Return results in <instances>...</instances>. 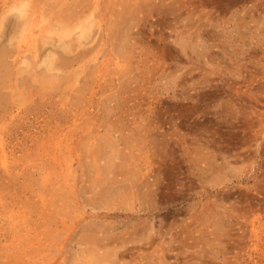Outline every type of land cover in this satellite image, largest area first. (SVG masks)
I'll use <instances>...</instances> for the list:
<instances>
[{"label": "rangeland", "instance_id": "374dc122", "mask_svg": "<svg viewBox=\"0 0 264 264\" xmlns=\"http://www.w3.org/2000/svg\"><path fill=\"white\" fill-rule=\"evenodd\" d=\"M0 264H264V0H0Z\"/></svg>", "mask_w": 264, "mask_h": 264}, {"label": "bare ground", "instance_id": "6f19581e", "mask_svg": "<svg viewBox=\"0 0 264 264\" xmlns=\"http://www.w3.org/2000/svg\"><path fill=\"white\" fill-rule=\"evenodd\" d=\"M25 5H26V4L24 3L23 6H25ZM20 10L22 11V9H20ZM82 26H83V25H81V27H82ZM84 28H85V29L87 28V30H88L89 26H88V25H85ZM80 29H81V28H80ZM84 31H85V30H84ZM94 263H96V262H94Z\"/></svg>", "mask_w": 264, "mask_h": 264}]
</instances>
